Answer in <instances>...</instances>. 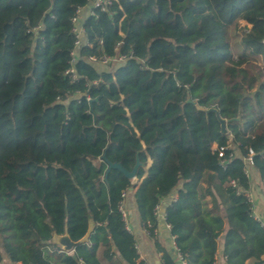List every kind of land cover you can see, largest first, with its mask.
Segmentation results:
<instances>
[{
	"label": "trees",
	"instance_id": "16d2710c",
	"mask_svg": "<svg viewBox=\"0 0 264 264\" xmlns=\"http://www.w3.org/2000/svg\"><path fill=\"white\" fill-rule=\"evenodd\" d=\"M91 1L0 0V263L145 264L119 210L136 188L150 236L173 195L185 264L221 246L226 264H264L246 160L264 196V0H112L84 19L74 76L71 19ZM119 54L109 70L88 59ZM218 115L237 118L226 133ZM104 154L128 170L138 156L136 181L106 177ZM90 227L72 253L52 242Z\"/></svg>",
	"mask_w": 264,
	"mask_h": 264
},
{
	"label": "crops",
	"instance_id": "0c3cea01",
	"mask_svg": "<svg viewBox=\"0 0 264 264\" xmlns=\"http://www.w3.org/2000/svg\"><path fill=\"white\" fill-rule=\"evenodd\" d=\"M248 174L251 180V188L249 193L252 195L254 200V215L257 219L261 220L264 225V196L260 177L256 169L251 167V165L249 166ZM254 182L256 184H254ZM135 191L136 188L127 192L126 197L123 200V205L127 212L128 225L130 226L131 232L134 233L136 238V247L140 255L139 259L144 261L145 264H164L162 252L157 247L158 241V243H160L172 255L176 261V264H183V261L177 252L174 238L170 234V230L167 226L164 215L166 206L170 202L173 195L162 200L161 208L158 214V227L155 232V236H150L140 219L134 197ZM52 242L59 245L56 240H52ZM220 250V255L222 256V246L220 247ZM0 264L11 263L7 259H4V261ZM219 264H226V261L223 257L219 260Z\"/></svg>",
	"mask_w": 264,
	"mask_h": 264
},
{
	"label": "built area",
	"instance_id": "2783aa9c",
	"mask_svg": "<svg viewBox=\"0 0 264 264\" xmlns=\"http://www.w3.org/2000/svg\"><path fill=\"white\" fill-rule=\"evenodd\" d=\"M111 2H112V0H92L87 6L77 9L76 15H74L71 19L72 25H73L72 26V32L75 34L76 40H75V47L72 51L71 67L67 70V72H71L74 74L75 69L73 67V64L75 63V61L79 57V49L84 45H88V46L91 45V43L85 37L84 19L88 15L93 14L94 9L99 8L102 11H106L108 8V5H110ZM88 59L92 62H95V63L98 62V63L104 64V65H112V64L116 65V64H119V63L126 61L127 56L124 54H119V55H115V56L103 55L100 58H98L97 56H89ZM74 76H76V75L74 74ZM223 154H224V147H221L219 155L223 156ZM252 154H253V151L250 150V155L246 158L249 165L252 164ZM247 173H248V171H247ZM233 184H234V182H233ZM126 194H127V192H123V194H122L123 200L126 197ZM247 198H248V201L251 203V210H252L253 215H254V200H253L252 195L249 192H247ZM160 208H161V204L156 206L157 215L159 214ZM119 210L122 213L123 219L125 221L126 229L131 232L130 226L128 225V221H127V212H126V209L123 205V202L120 204ZM254 217H255V215H254ZM257 220L263 225V222L261 220H259V219H257ZM167 226L169 227L168 224H167ZM222 257L223 256H221L220 254L217 256L216 264H219V260ZM223 258L226 261V258L225 257H223ZM183 264H185L184 261H183Z\"/></svg>",
	"mask_w": 264,
	"mask_h": 264
},
{
	"label": "water",
	"instance_id": "95a60500",
	"mask_svg": "<svg viewBox=\"0 0 264 264\" xmlns=\"http://www.w3.org/2000/svg\"><path fill=\"white\" fill-rule=\"evenodd\" d=\"M218 119H219L220 124H221V131L223 133H226L227 132V124L230 123L231 121L237 119V118L224 119L218 115ZM102 158L105 159L108 163V168L106 170V177L112 169H118L123 173V175L126 178L135 179L137 171H138L139 167L141 166V162H140L138 156L136 157V163L131 170L126 169L119 162H111V161L107 160L105 154L102 156ZM91 229H92V227H90L87 234L82 239H80L79 241L72 240L67 232L62 234V235L55 234L53 236V240H56L59 243V245L61 246L63 251L72 252L78 244H80L81 242L86 241L88 239Z\"/></svg>",
	"mask_w": 264,
	"mask_h": 264
},
{
	"label": "rangeland",
	"instance_id": "374dc122",
	"mask_svg": "<svg viewBox=\"0 0 264 264\" xmlns=\"http://www.w3.org/2000/svg\"><path fill=\"white\" fill-rule=\"evenodd\" d=\"M242 24L244 25L245 23L242 22ZM101 65H102V66H100L101 69L105 68V69H107V70L112 69L113 67L116 66L115 64H112V65H110V66H108V67H104V66H106V65H103V64H101ZM249 166H250V165H249ZM247 171L249 172V169H248ZM133 181H136V179H133ZM254 184H256V183L254 182ZM254 186H255V185H254Z\"/></svg>",
	"mask_w": 264,
	"mask_h": 264
}]
</instances>
